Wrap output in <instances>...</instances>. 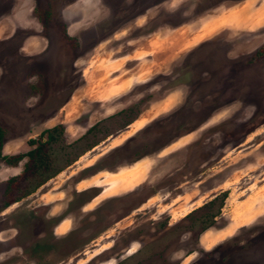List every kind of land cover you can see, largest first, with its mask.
Masks as SVG:
<instances>
[{"label": "rangeland", "instance_id": "374dc122", "mask_svg": "<svg viewBox=\"0 0 264 264\" xmlns=\"http://www.w3.org/2000/svg\"><path fill=\"white\" fill-rule=\"evenodd\" d=\"M216 1L0 0L1 153L47 160L0 156V264H264V0Z\"/></svg>", "mask_w": 264, "mask_h": 264}, {"label": "flooded vegetation", "instance_id": "af4514ba", "mask_svg": "<svg viewBox=\"0 0 264 264\" xmlns=\"http://www.w3.org/2000/svg\"><path fill=\"white\" fill-rule=\"evenodd\" d=\"M227 0H219V2L218 1H216L215 2V4L214 5H217V4H220L221 2H226ZM229 1V0H228ZM231 1V0H230ZM235 1H237V0H235ZM204 44H206V43H201V44H199L198 46H200L199 48H201V46L202 45H204ZM203 49V48H202ZM205 51V50H204ZM201 55V54H200ZM202 56V55H201ZM204 56H205V54H204ZM216 57V56H215ZM213 59V58H212ZM216 59V58H215ZM215 59H213V60H215ZM216 61V60H215ZM260 62H264V44L259 48V49H257V50H255L253 53H251L250 55H247L246 57H244V58H242L241 60H239V61H229V63L227 62L226 64H224L225 66H223V68H224V70H225V73H226V79L227 80H233L234 81V77H235V75H237L238 74V69L240 68V67H244V69L243 70H239V72H240V74H242V73H245L244 72V70L245 69H247L248 68V66H251V65H253V64H256V65H258V64H261ZM263 64V63H262ZM214 65L215 66H218V64H215L214 63ZM200 67V66H199ZM220 67V66H219ZM219 67H216L217 69H219ZM222 68V69H223ZM216 70V69H215ZM208 70L207 69H202V68H199V69H197L196 68V66H195V68H194V70H193V72H192V75H191V82H194V81H196V80H199L200 82H204V83H201V85L200 86H198V88H200L199 89V91H198V93L200 92V90L201 89H203L204 90V88H205V86L207 85V86H212V80H210V79H202L201 77V75L203 74V72H207ZM214 71V70H213ZM186 73L188 74V71H183L182 72V75H186ZM215 76V75H214ZM238 76V75H237ZM194 115H196L195 113H194ZM172 117H171V119L173 120V118H175V116H177L176 114L174 115V114H172L171 115ZM152 120V119H151ZM154 120H156V119H154ZM153 120V121H154ZM172 120L169 122L170 124H169V127L168 128H170L171 130L175 127V126H178V123H180V122H172ZM150 123V122H149ZM201 124V123H200ZM158 132H162V131H164V129L162 128V129H160V130H157ZM172 133V132H171ZM178 134V132H176L175 134H171L172 136H170V137H167L166 138V136L163 138L164 139V141H162V142H160V144H155V147H158L157 149H158V151L159 150H161V149H163L164 147H166L168 144H171L173 141H174V136L175 135H177ZM155 135V134H154ZM43 138V141H44V137H42ZM130 138V137H129ZM129 138H127L126 139V141L123 143V144H125L128 140H129ZM153 138V140H155L154 138H156V136L155 137H152ZM151 138V139H152ZM106 139V138H105ZM104 139V140H105ZM165 139H167V140H165ZM152 140V141H153ZM154 146V145H153ZM154 151H156V150H154ZM133 153V152H132ZM144 156H147V154H143V157ZM142 157V156H141ZM141 157L140 158H138V160L139 159H141ZM137 161V160H136ZM40 212H39V210L38 209H35V210H33L32 211V213H30V215H29V213H26V217L27 216H29V217H38L39 218V216H40ZM19 218H23L22 217V215H20V217ZM31 219V218H30ZM51 234H52V230H51ZM54 237V236H53ZM55 239H56V237H54Z\"/></svg>", "mask_w": 264, "mask_h": 264}, {"label": "trees", "instance_id": "16d2710c", "mask_svg": "<svg viewBox=\"0 0 264 264\" xmlns=\"http://www.w3.org/2000/svg\"><path fill=\"white\" fill-rule=\"evenodd\" d=\"M57 126H54L52 128H48L43 130V132L41 134H46L47 135V142L48 141H52L54 140V137L52 135V131L57 129ZM42 135V136H43ZM29 144L32 146L29 150L25 151L24 153L21 154H17L14 156H9V155H2L1 153V148L3 145V130L0 126V156H2V158L4 160H6L7 162L12 161H17L19 159H22L24 156H26L28 158L27 162L33 161L34 163H39L43 164L44 167L47 166V160L45 159V153H44V141L43 138L41 137L38 141H36L35 139H29ZM35 144V145H34ZM28 167V165H27Z\"/></svg>", "mask_w": 264, "mask_h": 264}]
</instances>
